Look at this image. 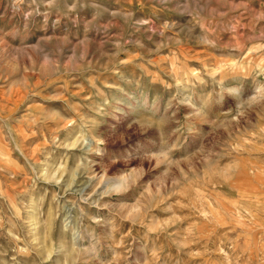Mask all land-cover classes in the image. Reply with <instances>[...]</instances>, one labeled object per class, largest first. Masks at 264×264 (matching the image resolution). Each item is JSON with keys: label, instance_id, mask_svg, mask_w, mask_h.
<instances>
[{"label": "rangeland", "instance_id": "374dc122", "mask_svg": "<svg viewBox=\"0 0 264 264\" xmlns=\"http://www.w3.org/2000/svg\"><path fill=\"white\" fill-rule=\"evenodd\" d=\"M0 264H264V0H0Z\"/></svg>", "mask_w": 264, "mask_h": 264}]
</instances>
